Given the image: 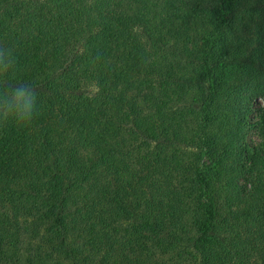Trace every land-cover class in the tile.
Here are the masks:
<instances>
[{"label":"trees","instance_id":"1","mask_svg":"<svg viewBox=\"0 0 264 264\" xmlns=\"http://www.w3.org/2000/svg\"><path fill=\"white\" fill-rule=\"evenodd\" d=\"M0 264H264V0H0Z\"/></svg>","mask_w":264,"mask_h":264},{"label":"clouds","instance_id":"2","mask_svg":"<svg viewBox=\"0 0 264 264\" xmlns=\"http://www.w3.org/2000/svg\"><path fill=\"white\" fill-rule=\"evenodd\" d=\"M16 63L14 52L0 46V77L7 76ZM38 111V93L31 83H9L0 80V126L15 122L24 126L32 122Z\"/></svg>","mask_w":264,"mask_h":264},{"label":"rangeland","instance_id":"3","mask_svg":"<svg viewBox=\"0 0 264 264\" xmlns=\"http://www.w3.org/2000/svg\"><path fill=\"white\" fill-rule=\"evenodd\" d=\"M262 101L258 100L257 103H254L250 111V130L246 136L247 145L250 147H257L261 144L264 139V119L260 115V108Z\"/></svg>","mask_w":264,"mask_h":264}]
</instances>
